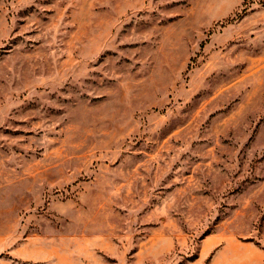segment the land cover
I'll return each mask as SVG.
<instances>
[{"label": "rangeland", "instance_id": "obj_1", "mask_svg": "<svg viewBox=\"0 0 264 264\" xmlns=\"http://www.w3.org/2000/svg\"><path fill=\"white\" fill-rule=\"evenodd\" d=\"M0 264H264V0H0Z\"/></svg>", "mask_w": 264, "mask_h": 264}]
</instances>
